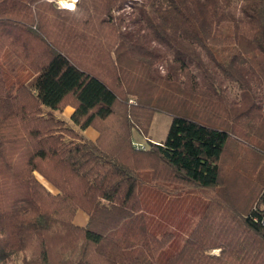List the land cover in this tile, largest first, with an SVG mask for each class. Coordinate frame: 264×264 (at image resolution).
I'll return each instance as SVG.
<instances>
[{"label":"trees","instance_id":"1","mask_svg":"<svg viewBox=\"0 0 264 264\" xmlns=\"http://www.w3.org/2000/svg\"><path fill=\"white\" fill-rule=\"evenodd\" d=\"M155 113L164 141L135 149ZM262 138L264 0H0L1 263L264 264ZM229 148L252 207L220 190ZM189 193L202 210L161 215Z\"/></svg>","mask_w":264,"mask_h":264},{"label":"rangeland","instance_id":"2","mask_svg":"<svg viewBox=\"0 0 264 264\" xmlns=\"http://www.w3.org/2000/svg\"><path fill=\"white\" fill-rule=\"evenodd\" d=\"M48 1H53L58 9L75 6L77 2V0ZM128 10L129 9H126L122 12L127 13L129 12ZM122 12L120 13L122 14ZM230 92L231 95H233L235 90L230 87ZM69 102L70 101H68L62 109L54 111V115L73 127L70 121L71 115L69 114L70 109H72L73 112V107ZM170 123L171 117L168 114L155 113L148 136L146 138H141L135 134L132 142L133 147L144 151L149 148L150 144L163 142ZM74 128L77 129L76 127ZM242 153H244V149ZM237 155L238 154H234L229 148L223 156L221 162L220 190L226 193L234 206L239 209H244L255 205L254 201L259 192V184L257 183L259 177L257 173L252 170V167L240 163V158ZM38 179L48 190L54 192V190L40 177H38ZM206 202L207 199H204L200 194L196 193L167 197L163 199V210L161 208V215L168 220L172 219L185 223V221L188 218L190 219L193 215L192 213L202 210ZM217 252V250L213 251L215 254ZM14 264H21V262L16 261Z\"/></svg>","mask_w":264,"mask_h":264},{"label":"crops","instance_id":"3","mask_svg":"<svg viewBox=\"0 0 264 264\" xmlns=\"http://www.w3.org/2000/svg\"><path fill=\"white\" fill-rule=\"evenodd\" d=\"M69 114L70 115L72 114V109H70ZM82 133L87 139H89L91 141H94L97 138V133L92 129L88 128V129L84 130ZM73 222L75 225L83 227L87 222V216L82 211H78L75 215Z\"/></svg>","mask_w":264,"mask_h":264},{"label":"built area","instance_id":"4","mask_svg":"<svg viewBox=\"0 0 264 264\" xmlns=\"http://www.w3.org/2000/svg\"><path fill=\"white\" fill-rule=\"evenodd\" d=\"M0 264H3V263L0 262Z\"/></svg>","mask_w":264,"mask_h":264},{"label":"water","instance_id":"5","mask_svg":"<svg viewBox=\"0 0 264 264\" xmlns=\"http://www.w3.org/2000/svg\"><path fill=\"white\" fill-rule=\"evenodd\" d=\"M55 1H59V0H55Z\"/></svg>","mask_w":264,"mask_h":264}]
</instances>
